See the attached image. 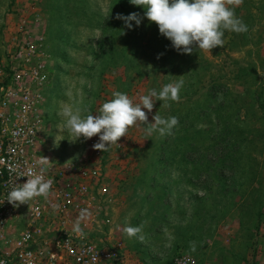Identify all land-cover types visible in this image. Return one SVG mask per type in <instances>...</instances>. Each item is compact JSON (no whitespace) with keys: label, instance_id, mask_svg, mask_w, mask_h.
<instances>
[{"label":"rangeland","instance_id":"obj_1","mask_svg":"<svg viewBox=\"0 0 264 264\" xmlns=\"http://www.w3.org/2000/svg\"><path fill=\"white\" fill-rule=\"evenodd\" d=\"M133 12L138 26L116 19ZM144 12L130 0H0L1 57L24 36L43 38L38 152L50 164L82 157L101 169L93 190L123 240L124 264H264V0H243L235 15L248 31H225L211 52H178ZM181 79L178 102L144 109L149 123L177 117L171 135L146 138L137 124L102 152L91 148L98 136L73 143L59 130L65 104L86 116L114 91L139 102ZM25 223L21 215L12 233ZM126 225H143L144 241L129 239Z\"/></svg>","mask_w":264,"mask_h":264},{"label":"built area","instance_id":"obj_2","mask_svg":"<svg viewBox=\"0 0 264 264\" xmlns=\"http://www.w3.org/2000/svg\"><path fill=\"white\" fill-rule=\"evenodd\" d=\"M42 40L24 36L6 50V58L0 56V201L26 182L22 174L39 171L37 161L43 158L39 110L49 77ZM43 174L53 181L48 198L33 199L24 212V204H0V264H124L123 240L113 238L115 228H108L102 197L93 190L101 169L81 157L62 165L47 163ZM98 211L102 225L97 224ZM21 215L26 223L13 234ZM77 220L82 235L73 232ZM174 264L192 261L180 256Z\"/></svg>","mask_w":264,"mask_h":264},{"label":"clouds","instance_id":"obj_3","mask_svg":"<svg viewBox=\"0 0 264 264\" xmlns=\"http://www.w3.org/2000/svg\"><path fill=\"white\" fill-rule=\"evenodd\" d=\"M130 3L142 6L147 20L157 24L159 33L171 41L172 47L185 54H191L194 49L211 52L217 46L223 47L225 31L237 34L248 31L247 25L235 15V8L243 0H130ZM116 19L123 20L129 29L133 27L131 21H135L137 26L141 23V17L135 12L127 16L117 13ZM183 84L181 79L164 85L160 91L151 89L148 94L139 96V102H134L126 93L114 91L112 98L104 102L95 114L86 116H82L80 108L74 109L65 104L57 112L61 118L59 130L66 132L70 137L67 139L73 143L81 138L86 141L98 136L99 141L93 148L102 152L117 145L121 137L128 136L129 128L137 124L146 126V138H150L153 133L160 137L171 135L179 123L177 117L163 118L156 114L153 122L149 123L144 109L151 112L157 100L162 101L165 107L170 106L169 101L178 102ZM62 139L65 138L58 141L55 138V145L58 146ZM48 160L43 156L37 161L39 171L29 169L26 174H22V177H27L26 182L14 186L0 204L7 200L14 207L22 204L29 206V202L35 198H48L53 185V181L45 179L43 174ZM85 212L82 210L81 217ZM142 229L143 225H126L123 232L129 239L136 238L143 242ZM73 232L82 235L79 220L75 222Z\"/></svg>","mask_w":264,"mask_h":264}]
</instances>
